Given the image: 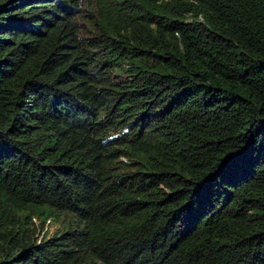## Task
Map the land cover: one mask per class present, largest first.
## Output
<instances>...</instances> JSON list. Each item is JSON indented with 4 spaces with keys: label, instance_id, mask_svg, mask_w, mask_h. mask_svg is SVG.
<instances>
[{
    "label": "trees",
    "instance_id": "16d2710c",
    "mask_svg": "<svg viewBox=\"0 0 264 264\" xmlns=\"http://www.w3.org/2000/svg\"><path fill=\"white\" fill-rule=\"evenodd\" d=\"M0 264H264V0H0Z\"/></svg>",
    "mask_w": 264,
    "mask_h": 264
},
{
    "label": "rangeland",
    "instance_id": "374dc122",
    "mask_svg": "<svg viewBox=\"0 0 264 264\" xmlns=\"http://www.w3.org/2000/svg\"><path fill=\"white\" fill-rule=\"evenodd\" d=\"M63 217V216H62ZM77 226L76 224H72L71 228H74ZM62 227V222L61 221H55L54 219L51 221V224L48 227V233L45 237H49L55 233V231L58 228ZM67 226H63L61 229H69L70 227L66 228Z\"/></svg>",
    "mask_w": 264,
    "mask_h": 264
}]
</instances>
